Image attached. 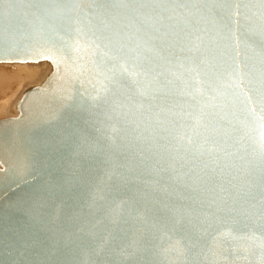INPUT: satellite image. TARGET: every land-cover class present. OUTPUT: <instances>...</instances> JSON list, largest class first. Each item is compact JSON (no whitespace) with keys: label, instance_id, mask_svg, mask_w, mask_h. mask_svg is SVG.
I'll use <instances>...</instances> for the list:
<instances>
[{"label":"water","instance_id":"95a60500","mask_svg":"<svg viewBox=\"0 0 264 264\" xmlns=\"http://www.w3.org/2000/svg\"><path fill=\"white\" fill-rule=\"evenodd\" d=\"M39 53L0 119V264H264L261 0H0V64Z\"/></svg>","mask_w":264,"mask_h":264},{"label":"bare ground","instance_id":"6f19581e","mask_svg":"<svg viewBox=\"0 0 264 264\" xmlns=\"http://www.w3.org/2000/svg\"><path fill=\"white\" fill-rule=\"evenodd\" d=\"M49 70V65L45 63L37 65L14 63L10 67L0 65V115L9 114L0 116V119L13 116L16 113L15 102L25 86L40 82Z\"/></svg>","mask_w":264,"mask_h":264},{"label":"snow or ice","instance_id":"6c2138e0","mask_svg":"<svg viewBox=\"0 0 264 264\" xmlns=\"http://www.w3.org/2000/svg\"><path fill=\"white\" fill-rule=\"evenodd\" d=\"M261 4L262 6H264V0H261ZM206 8L208 9H213V8H218V7H224L223 4H218V3H209V4H205L204 5ZM41 59H50L52 60L54 63L56 62V58L52 55L49 54H45V53H39L37 55V57L32 61V62H39ZM24 62V61H21ZM43 91L41 90H34V92H40ZM251 91V89L249 90ZM245 100H246V104H252L255 105L257 102L259 103L260 106V111H261V118L264 119V90H262L259 94L258 100L256 98H254L253 96L247 95L245 94ZM255 107H253L251 109V112L253 114H255Z\"/></svg>","mask_w":264,"mask_h":264},{"label":"rangeland","instance_id":"374dc122","mask_svg":"<svg viewBox=\"0 0 264 264\" xmlns=\"http://www.w3.org/2000/svg\"><path fill=\"white\" fill-rule=\"evenodd\" d=\"M41 63H45V62H41ZM45 64H47V63H45ZM0 65H1V66H5V67H10V66H12V64H5V65H4V64H3V65L0 64ZM13 65H14V64H13ZM28 65H37V64H28ZM8 69H9V68H8ZM5 115H6V114H4V115H0V116H5ZM7 115H9V114L7 113ZM7 115H6V116H7ZM10 115H11V113H10Z\"/></svg>","mask_w":264,"mask_h":264}]
</instances>
